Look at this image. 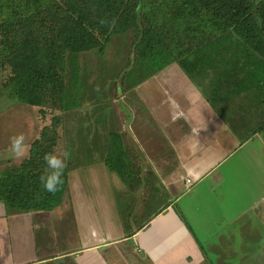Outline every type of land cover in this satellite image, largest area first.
<instances>
[{
    "label": "crops",
    "instance_id": "1",
    "mask_svg": "<svg viewBox=\"0 0 264 264\" xmlns=\"http://www.w3.org/2000/svg\"><path fill=\"white\" fill-rule=\"evenodd\" d=\"M135 89L158 142L139 138L134 122L122 128L123 142L132 163V147L141 148L148 171L133 169V187L94 160L69 171L52 211L9 212L0 201V264H221L246 243L264 253V124L246 121L236 133L177 63ZM129 104L133 116L139 107ZM2 141L0 172L24 159ZM154 145L165 155L154 157Z\"/></svg>",
    "mask_w": 264,
    "mask_h": 264
},
{
    "label": "trees",
    "instance_id": "2",
    "mask_svg": "<svg viewBox=\"0 0 264 264\" xmlns=\"http://www.w3.org/2000/svg\"><path fill=\"white\" fill-rule=\"evenodd\" d=\"M145 3L0 0V65L12 73L3 84L8 96L31 107L64 102L60 72L66 53L100 46L101 35L109 39L134 30L139 64L168 57L166 65L177 63L222 117L227 118L226 112L217 103L226 100L228 87L235 92L230 91L227 102L243 92L259 97L264 106V1L160 0L149 9ZM211 70L220 76L210 78ZM56 140L54 123L31 144L27 160L0 172V201L9 212L52 211L62 203L69 169L65 167L63 185L55 194L45 191L40 181L47 167L44 156L56 149ZM105 163L128 185L139 181L120 134L111 135Z\"/></svg>",
    "mask_w": 264,
    "mask_h": 264
},
{
    "label": "rangeland",
    "instance_id": "3",
    "mask_svg": "<svg viewBox=\"0 0 264 264\" xmlns=\"http://www.w3.org/2000/svg\"><path fill=\"white\" fill-rule=\"evenodd\" d=\"M159 1L146 0L145 4L149 9L151 5L155 2L159 3ZM137 37L134 30L112 34L109 39L101 35L100 46L77 53H66L64 71L60 72L62 81L65 83L64 102L54 104L49 100L43 107H31L10 98L8 90L4 88L3 84L8 81L12 73L9 68H3L0 65V139L3 140L2 142L10 144V138L13 135L23 133L26 137L25 145L30 148L31 144L40 137L43 128H51L55 123L57 132L55 151L58 154L64 150L70 153V157L66 160V167L69 171L81 164L105 159L108 155L111 135L120 134L123 140L128 141L127 133L122 128L132 122L137 125L136 134L139 138H150L155 140L154 143H157L158 131L151 125V122L155 121L150 115L145 116L143 113L144 106L139 98L141 95L137 94L138 90L135 88L140 86L149 74L157 71L160 67L163 68V65L169 62V58L161 57L158 60H146L139 64L135 58ZM229 42H231L230 39ZM217 73V71L211 70L210 78L214 79L220 76L216 75ZM218 79L222 80V78ZM198 80L202 81L203 79L198 78ZM141 81L143 82L140 83ZM138 83L140 84L137 85ZM225 85H227L226 82ZM204 91H208V89L206 88ZM225 91L227 92L226 100L218 101L217 106L221 111L226 112L236 133H240V128L246 121L253 123L254 129L264 124V106L259 104L261 100L259 97L251 95L250 98L236 99L235 96L231 102H227V99L231 97L230 91H235L230 87ZM129 102L136 103L139 107L138 112L137 109L133 111V116L129 110ZM230 104L239 107L235 116L228 113L232 111ZM233 109L235 108L233 107ZM147 124L150 129L145 126ZM129 146L131 147V143ZM167 149L154 145L151 153H154V157L159 158L165 155ZM131 154L138 161L132 163L134 171L136 170L140 174L142 169L148 171L147 164L140 163L143 154L141 148L133 149L132 147ZM28 158L29 154L27 153V157L23 159L22 163ZM138 166L139 168H137ZM144 181L147 182V186L149 183H153L150 175L146 176ZM101 184L104 187L105 182ZM131 185L134 187V184ZM150 186L147 188H151ZM151 194H154V191H151ZM258 245V243H246L247 250L237 252L234 257H232V253H229L230 258L225 256L221 260L214 259L211 262L215 263L220 260L221 264H264V253H258V250L255 249ZM71 263H73V259H67L63 264Z\"/></svg>",
    "mask_w": 264,
    "mask_h": 264
},
{
    "label": "clouds",
    "instance_id": "4",
    "mask_svg": "<svg viewBox=\"0 0 264 264\" xmlns=\"http://www.w3.org/2000/svg\"><path fill=\"white\" fill-rule=\"evenodd\" d=\"M23 133L13 135L10 140V154L16 159H23L27 155ZM70 157V153L64 150L58 154L55 150L46 153L44 161L47 167L44 169L43 174L40 176V181L43 189L49 193L55 194L63 185V172L66 167V160Z\"/></svg>",
    "mask_w": 264,
    "mask_h": 264
}]
</instances>
